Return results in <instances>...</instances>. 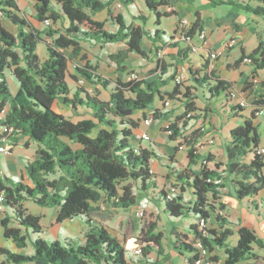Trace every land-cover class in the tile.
Instances as JSON below:
<instances>
[{"label": "trees", "instance_id": "1", "mask_svg": "<svg viewBox=\"0 0 264 264\" xmlns=\"http://www.w3.org/2000/svg\"><path fill=\"white\" fill-rule=\"evenodd\" d=\"M33 1L34 19L44 25L43 29L35 28L21 15L16 0H0L2 18L14 29L13 32L12 28L4 27L2 18L0 19V137L4 128H12L13 140L14 136L20 134L37 145V157L24 166V173L31 182L30 186L8 179L9 186H5L0 179V193L4 192V207L9 210L2 211L4 217L0 223L3 237L10 239L17 248H25L27 238L32 235L34 252L26 255L0 249V253L6 256L7 262L13 264H130L119 240L104 226L94 221L96 210L92 204L100 202L112 211L125 210L136 204L133 185L140 183L142 190L157 189L150 161L159 156L152 150L134 144V131L139 128L140 120L133 119V115L143 112L156 100L162 104L166 100L182 102L178 97L181 95L184 99V112L177 115L168 125L172 131L168 136L169 140L178 141L180 146L189 145L190 141L185 138L180 140L181 132L187 121L192 119L191 114L199 110L190 91L201 90L205 93L206 106L203 112L210 109L211 101H218L217 110L221 113L226 111L231 117H239L243 108L238 103L230 105L233 99L231 84L213 73H208L206 64L200 68H189L192 85L186 87L183 93L180 92L183 82L175 83L170 92H163L162 88L167 82L161 78L152 82L137 79L111 80L100 75L97 66L85 64L76 67V73L90 85L106 91L109 100L105 102L90 96L80 88L81 86L71 95L66 81L68 58L65 50H71L72 55L78 57L82 43H122L123 48L109 56L120 66L126 63L130 53L142 58L147 57V52L143 49V40L146 37H149L152 44H171L165 40V32L160 33L156 29L151 35L144 29L146 16L138 13V16L127 23L123 15H114L109 7L115 0ZM117 1L124 9L134 4V0ZM140 1L145 10L155 16L156 25H160L163 17H179L169 0ZM206 1L213 6L227 4L255 15H264V6L260 5L252 7L238 0ZM257 1L264 5V0ZM103 10H107L108 20L116 26L115 32H108L104 22L94 19V16ZM194 17L187 34L190 38L203 29L198 11ZM46 21L49 22L48 25ZM233 26L236 29L240 27L238 24ZM177 30L178 25L173 32L177 34ZM175 37L170 36V42ZM38 42L45 44L47 58L43 62H40L36 52ZM186 45L185 52L188 50L192 53L187 43ZM247 57L251 59L250 65L254 71L252 77H255L256 71L264 70L262 42L250 53L241 48L235 65L238 66ZM118 71L125 72V66H120ZM7 73L17 83L14 94L10 91ZM73 79L78 83L77 78ZM174 79L175 77L170 76L168 81ZM258 87V95L251 104L255 109L243 118L241 125L230 131V141L225 147L226 163H215L214 169L210 170L207 168L210 159L204 158L198 171L172 169L174 184L170 186L175 187L177 192L169 200L168 189L158 191L164 211L170 218L191 216L195 219V223L189 226V233L193 235L191 241L187 235L173 234L175 240L172 248L180 255H189L185 264H195L200 257L194 248L195 241L200 240L210 255L215 247L226 246L228 238L233 234V229L229 228L231 222L220 215L224 206L216 203L223 184L216 185L208 182V179L221 178L226 174L223 181H226V178L232 181L239 200L253 198L259 190H264V155L257 154L261 138L254 124L258 108H264V80L258 82ZM55 102L68 108L73 116H81L79 108L90 114L88 118L73 122L55 111ZM164 114L166 113L155 109L150 117L158 120ZM187 114H190V117L184 120ZM97 126L102 128L93 136V130ZM194 152L190 148L187 153L191 164H195L198 158ZM249 155L252 158L249 162H244ZM221 166H224L222 173L219 172ZM186 189L191 191L193 197V203L188 207L185 206L183 196ZM27 200L42 208L56 207V223L82 218L87 226L84 240H66L64 243L53 241L47 244L40 236L41 218L28 213L23 205ZM12 218L16 226H10ZM211 218L222 228L220 231L208 227ZM201 220L206 224V236H202L199 231ZM155 227L156 224L153 223L142 231V254L140 258H136L135 264H158L159 261H153L150 255L163 256L162 234H154ZM236 233L237 242L234 246L225 248L226 258L223 264H248L247 261L256 259L255 247H263V242L249 228L239 226ZM211 261L213 264H220L216 256L211 257Z\"/></svg>", "mask_w": 264, "mask_h": 264}, {"label": "crops", "instance_id": "2", "mask_svg": "<svg viewBox=\"0 0 264 264\" xmlns=\"http://www.w3.org/2000/svg\"><path fill=\"white\" fill-rule=\"evenodd\" d=\"M20 1H24L26 3H31L33 9H34V1L33 0H16L17 5L20 9L21 15H23L35 28L39 29V27H38L39 22H37L34 19L35 11H34L33 16H31V17L28 16L26 13H24L22 11V9L20 7L21 6ZM171 1L172 0H170V2ZM174 1L175 2H171L172 8L178 12L179 17L180 16H188L187 15V14H189L188 11H186V13L182 14L178 10L177 6L181 5V4L183 5V2H181L180 0H174ZM194 1L195 0H185L186 3L194 2ZM204 1L207 2L206 0H204ZM196 11L199 12V10H197V9H191L192 16H195ZM200 16L202 19L201 13H200ZM194 19H195V17H194ZM39 24H41V23H39ZM233 24H237V23H235L233 21H229L228 26H230V28H231V26H233ZM3 26L6 27L5 25H3ZM216 26H217L216 31H218V33H219L218 38H217L218 41L212 43L209 41L211 31L207 30L205 23L202 19V28H203L202 30H204L205 32L206 31L208 32V33L206 32L208 39H207L206 48H204L203 50H201L197 53H189L188 50L185 52V50L187 49V45L185 42L181 41V39H179L178 37H175L172 40L171 43H173V44H171L170 48H168V49H166L165 45H163L162 43L152 44L150 41L151 46L155 50V57L156 58H157L158 51L161 49L160 47H163L162 50L164 51V54H163L162 58H160V59L157 58V62H156L158 69L162 72H161V74H159L158 77L156 76L151 81L146 80V79H141V80H145L147 82H152V81L157 80L159 78H161L162 80H166L167 84L162 88V91L163 92H170L174 88L175 83L173 80L168 81V78L170 76H173L174 74L175 75L173 77H175L178 73H180L181 71H184L183 84L186 81L187 86H185L183 88V84L181 85L180 92L183 93L185 91L186 87L192 85V83L189 79V68H200L203 64H206V66H207L206 71L208 73H213L216 77H219L220 79H222L224 81L229 82L231 84V88H230L231 90L234 89L233 83L241 82L243 84V86H244L243 91L244 92H238L236 90H233L234 97H233L230 105L237 104V103L239 104V102H241V101H247L248 102L250 95L252 94L253 89H255V92L258 95V92H259L258 83H251V78H252V74L254 73V71H253V67L250 64H246V63L241 62L238 66H236L235 62H236V60H238L240 55L237 58H235V60L233 62H230L228 60L225 61V59L224 60L221 59V58L226 56L227 52H229L230 50H233L235 47L239 48L240 54H241V48H243L247 52L246 47H245L244 42H243V38L240 37V35L244 31V28H242L241 25L232 34V37L237 42L236 43L237 45H235L232 49L227 50L223 56L219 57L216 61H214L212 68L209 66V62L206 58L207 51L208 50L214 51L215 49L220 48L221 44L223 43L221 33H224L223 28H225V27H223V25H219L217 23H216ZM13 32H14V30H13ZM192 41L195 44L199 43V41L196 37V34L192 36ZM259 42H262V41L259 40ZM184 53H186V55H184ZM170 59H173V64L168 63V61ZM170 68L172 71H170ZM224 72H226L227 76L224 75ZM262 72H263V70H258V71H256V74L262 75ZM156 73H158V71H154L151 76H154ZM248 76L250 79L248 78ZM172 81H173L174 85L172 86L171 89H168V87L170 86L169 84ZM164 88H166V89H164ZM190 93L192 94L193 97H195V104L199 100V96L201 98L203 96L204 99L203 98L202 99L204 100V104H203V108L200 109L201 113H202L201 118L192 116V119L194 118V120L191 119V120L187 121L186 127L181 132L180 140L185 138L186 140L190 141V143H188L189 145H187V144L180 145V147L182 146V149L181 150L180 149L175 150V147L178 146V141L177 142H171L169 140L168 136L166 135L165 131H164L166 125L163 126L162 121L164 120L165 117H168L169 120H171L173 122L174 118L177 116V115H174L173 117H170L171 114L174 113V110H170L169 112H164L166 114H164V116H162L161 119H158V120L152 119V122L148 126H144L143 122H142L143 120H141L140 124H139V128L134 131V137H133L134 144L140 145L142 148L152 150L154 153H156L159 156V158L151 159L150 165H151V170L153 172V180L155 181L156 186H158V188L160 190L162 189V190L166 191L167 188L169 187V185L174 184L173 175L171 172L172 169H175V170L191 169L192 171H198L201 167V161H203L204 158L210 159V161L207 162V168L210 170L214 169L215 163L225 164L227 161L226 153H225V147L228 145V143L230 141V131L234 127L241 125L243 122V118L249 116L250 112L255 109V107L251 105L253 102V99H252L251 102H248V104H249L248 106L242 107L243 112L240 113L239 117H231L230 114H228V112L224 111V113H221L220 110H217V106H215L216 109L214 111V108L212 107L213 101H211V103L209 104L210 109L207 112H203L202 110L206 106V98L204 97L205 93H202L201 90H192V91H190ZM12 94H14V93H12ZM178 97L180 98L181 95ZM183 101H184V99H183ZM156 102H159V101L156 100ZM173 102L174 101L169 100V105L172 104ZM182 102H178V103H181L183 105ZM155 103H153L152 105H154ZM152 105H150L143 112H138L139 114L142 115L143 119L150 117L151 113L148 114L147 111H148V109H150V107ZM58 106H59V104L57 102H55L53 104L54 109H55V107H58ZM196 107H197V105H196ZM65 109H67L68 112H70V110L68 108H65ZM258 109L262 110L264 113V108H258ZM56 112L59 114H62L59 111H56ZM143 114L145 116H143ZM62 115L67 117L71 121H73L71 118V116H73L71 112L69 115L68 114H62ZM263 121H264V114L257 117V119L255 120V123H254L256 126V129ZM199 127L204 128V132H202V133L199 132L198 131ZM140 132H146L149 136V140L148 141L138 140L137 135ZM14 138H15V140H13V136H11L10 138H8V141L5 144L6 146H8L11 149V152L13 151L14 147H20L21 149L28 150L25 147L23 148L21 146V140L23 139V135L19 134V135L14 136ZM210 141H212V142H210ZM143 142H146V143L144 145H142ZM24 145L29 146L30 149L31 148L37 149V145L34 142H32L31 140H28V142L25 141ZM192 146H195L197 148L195 151V154H196V156H198V158L196 159L195 164H191V162L189 161V159L187 157L188 150ZM259 147L264 148L262 141L260 142ZM169 158H171L173 162L170 161ZM251 158H252V156H250V155L247 156L244 159V162H249V160ZM27 162H30V161L25 159L23 167L20 168L21 169L20 170V169H17L16 164H15V160L13 159L12 154H10L8 156H0V170L3 172V179H1V181L3 182V184L5 186H9L7 179L15 182L12 179V177L7 175L8 172H10L11 176H14L17 173V171H19V170L24 172V166L26 165ZM223 169H224V166H221L219 168V172L222 173ZM225 175L226 174H223L222 175L223 177H221L223 188L220 189L218 192L216 203L217 204L220 203L224 206V209L222 211H220V215L224 216L227 220H229L231 222L232 225L229 228L233 229V234L231 237L228 238L226 246L215 247L214 250L212 251V253H210V257H213V256L218 257V263L223 264V262L226 258L225 257V248L230 247V246H234L236 244V242H237V233H236L237 228L239 226H245V227L249 228L250 230L254 231L256 236L263 242L262 248H256L255 247L254 253L256 255V259H251V260L247 261V263L248 264H264V190H263V188L261 190H259L257 195L253 198L239 200L235 195V187H234L232 181H230V179H227V178H226V181H223V178L225 177ZM228 182H229V185H227ZM28 186H30V185H28ZM183 196L185 199L184 200L185 206L188 207V205H191L193 203V197H192L190 190L186 189ZM101 205H102V203H100V202L96 203V204H92L93 209L96 210L94 215H96V213H98V211H100ZM141 206L142 205H140V207ZM145 210H146L147 214L153 215L152 212L147 211V209H145ZM148 210H151V208ZM116 212H118V211H116ZM0 219H1V217H0ZM93 219L95 222L99 223L95 217H93ZM184 219L186 221L185 225L188 228L190 225L195 223V219L191 216L185 217ZM58 225L60 227L64 226L66 228V230L63 233L62 238H61L63 243L66 240H71L73 242H82L84 240V234L87 230V226H86V224L82 218H74V219H70V220H65L61 223L55 222L51 225L50 228L53 231L52 235H54L53 236L54 239L52 238V240L60 242L59 240H57L60 237L59 234H57V227L56 226H58ZM67 225H69V227ZM72 225H73V227H72ZM208 227L211 229H214L216 231H220L222 229L217 225L216 221L213 218H211V220L208 222ZM224 228H226V226H224ZM105 229H106V227H105ZM81 234H82V237L76 238L75 240L73 239L74 236H76V235L80 236ZM173 234H179L181 236L187 235L189 238L188 239L189 241H191L193 239L192 234L186 233L184 229H180V228H177L174 226L172 228V233H171V236H172L171 244H173V242L175 240V236ZM111 235L114 236L113 234H111ZM114 237H116V236H114ZM116 238L119 240L118 237H116ZM139 246L140 245L135 244L133 242L129 243V241H127V244L125 246L123 245L124 249L127 250V252L129 253V255L131 257H133L132 261H129L130 264H135L134 261L137 260L135 258H138V256H135L132 254V249L139 247ZM172 250H173L172 255H171L170 251H168V253H166V252L163 253V258L157 257L154 254L150 255V258L153 261L158 260L159 261L158 264H172L173 263L172 260L174 259V257H176L179 259L180 264H185V261L189 258V255H180L173 248H172ZM220 254H223L222 258L219 257ZM167 257H169L170 259L166 260ZM28 264H31V263H28Z\"/></svg>", "mask_w": 264, "mask_h": 264}, {"label": "rangeland", "instance_id": "3", "mask_svg": "<svg viewBox=\"0 0 264 264\" xmlns=\"http://www.w3.org/2000/svg\"><path fill=\"white\" fill-rule=\"evenodd\" d=\"M103 2H108L110 0H101ZM183 2V5H178V10L184 14L186 11L189 12L187 14L188 16H180L177 17L175 15H172L170 17H163L161 18L160 25L155 24V16L151 13L145 10V7L143 6L142 1L140 0H134V4L132 7H129L128 9H124L123 6H119V3L117 0L113 1L112 4L109 7V10L114 14L118 15L121 14L125 17V20L127 23L131 22L133 20V17L138 16V13L144 15L147 17V22L144 25V29L149 32V34L153 35L154 31L158 29L160 33L163 31L165 32V40L169 42V44H173L170 42L169 37L173 36L175 37L178 34L174 33L173 30L176 28V26L179 24L181 20H187L188 23L192 24L194 21V16H192L191 9H197L202 15V19L205 23V26L208 31H211V35L209 38V41L214 43L218 41V31H216L217 26L216 23L219 25H223V32L222 34V41L226 42L230 39H233L232 34L235 32L236 28L231 26H228L229 21H233L244 28L243 33L240 35L241 38H243L244 45L246 47V50L248 53H250L253 49H255L258 45L259 40L262 41V44L264 46V15H255L253 13H249L246 11H243L235 6L231 5H216L213 6L212 4L205 2L204 0H195L194 2L186 3L185 0H180ZM236 1V0H235ZM241 3L249 4L252 7L255 6H264L263 4H260L257 0H238ZM171 2H175L172 0ZM20 7L24 13H26L28 16H33L34 9L31 5V3H26L24 1H20ZM3 17V15H0V19ZM95 20L101 21L105 23V29L108 32H115L116 26L108 20V13L107 10H103L96 16H94ZM218 21H217V20ZM1 23L8 27L9 29L12 28L10 25L6 22L5 18L1 19ZM39 29H43L44 25H41L38 23ZM58 28V27H57ZM12 30H14L12 28ZM176 32V31H175ZM207 32V31H206ZM208 33V32H207ZM176 36V37H177ZM232 37V38H231ZM208 39V38H207ZM237 42L235 41V45ZM234 45V46H235ZM123 48L122 43H113V44H104V45H90L86 43H82V50L78 57H74L72 55L71 50H65V55L68 58V69H67V77L66 81L70 87L71 95L75 92L76 88L81 86L80 88H83L84 91H86L90 96H94L102 101H108L109 96L106 91H104L101 87H95L93 85H90L85 80L82 79L80 75L76 73V67L84 66L85 64L91 65V66H97V72L104 76L105 78H109L111 80L121 79L122 81H129L132 79H146L151 81L156 76L158 77L159 74H161L162 71L158 69V66L156 64L157 58L155 57V50L151 46L149 37L144 38L143 40V49L147 52V57L142 58L138 56L135 53H130L128 55V59L125 64L120 66H125L126 71L121 72L118 71L119 67L115 62H113L110 59V55L116 53L117 51L121 50ZM166 49L170 48V45L165 46ZM37 55L39 57L40 62H43L47 58V52L45 49V44L43 42L37 43ZM239 48L235 47L233 50H230L226 53V56L221 58L225 59V61L233 62L235 58H237L239 53ZM169 64H173V59H170L168 61ZM154 71H158L154 76H151ZM170 71L171 68H170ZM173 73V72H172ZM230 73V72H229ZM228 74V73H227ZM175 75V74H174ZM173 75V76H174ZM224 75H226V72H224ZM78 79V83L74 81L73 78ZM249 78V76H248ZM7 79L9 83V88L11 93H15L17 90V83L14 80V78L7 73ZM250 79V78H249ZM174 81V80H173ZM173 81L169 84L170 86L168 89H171L173 84ZM232 82V81H231ZM175 83V82H174ZM81 84V85H80ZM187 82L185 81L183 84V88L186 85ZM233 90H236L238 92H244L243 91V84L241 82L233 83ZM166 89V88H164ZM184 90V89H183ZM233 90H231L233 92ZM84 95L82 94V97ZM255 96V97H254ZM257 97V94L255 92V89H253L252 94L250 95L249 101L251 102L252 99L254 100ZM203 98V96H202ZM199 96V100L196 102L197 107L199 110L192 113L191 116H195L198 118H201L202 113L201 110L203 108L204 104V98L202 99ZM180 99L183 101V99L180 97ZM218 105V101H215L212 104V107L215 111V106ZM155 109H159L162 112H169L170 110H174V113L171 114L170 117H173L174 115H182L184 112V106L181 103L173 102L167 107H164V104L160 102H156L154 105L148 109L147 113H152ZM55 111H59L62 114H70L67 109H65L62 105H59L58 107H55ZM81 116H71L72 120L74 122H77L78 120L88 118L89 112H85L83 108H79ZM133 119H139L140 121L143 120V117L141 114L136 112L133 115ZM185 119H189L187 117H184ZM191 120V119H190ZM194 120V118L192 119ZM211 120V119H210ZM172 122L169 120L168 117H165L162 121L163 126H168L169 123ZM229 125V124H228ZM99 128H102V126H97L93 130L92 135H96ZM258 135L261 138V141L264 145V121L257 127ZM30 140L28 137L23 136V139L21 140V146L28 150L21 149L20 147H14L13 151L11 152L13 159L15 160V164L17 169H20L23 167L25 159L32 161L34 160L36 155V149L31 148L29 146L24 145L25 141L28 142ZM146 142H143L142 145H144ZM72 146L76 148V145ZM34 158V159H33ZM3 161V160H2ZM21 170V169H20ZM17 171V173L14 176H11L10 172H8V176L12 177V179L15 182H22L25 185H31V182L27 179L26 174L22 171ZM229 185V182L227 183ZM170 187V185H169ZM168 187V188H169ZM167 188V189H168ZM160 189L157 186V189L153 190H142L140 187V183H137L136 185H133V193L135 196L136 204L134 207H130L125 210H119L118 212L112 211L106 207V205H101L100 211L96 213L93 217L96 218V220L106 227V229L113 234L114 236L119 238V241L122 243V245H126L127 241L129 243H135L140 245V239L143 237L142 231L146 230V227L150 224H156L155 229L153 230L154 234L161 233L162 239H161V245L163 247L164 252L168 253L170 251L171 255L173 253L172 250V228L175 226L180 229H184L186 233H189V228L186 227L185 219L184 217H181L179 219L170 218L164 211V205L161 197L158 195V191ZM24 207L27 209L28 213L32 215L39 216L40 224L43 227L42 228V234L40 235L41 238L47 243L50 244L53 240V231L51 230V225L55 223L56 215H57V208H42L36 204H34L31 200H27L23 202ZM141 206V208L144 210V217H137L135 215V211L137 210L138 206ZM5 206V205H4ZM151 210H148L150 209ZM134 209V210H133ZM149 212H152L153 215L147 214L146 210ZM9 211L6 207H4V212ZM4 212L0 213V217H4ZM115 212V213H114ZM1 220V219H0ZM10 226H16V223L14 222L13 218L11 219ZM69 227V225H67ZM57 227V234H59V240L61 243L62 241V235L65 232L66 228L64 226L60 227L59 225ZM73 227V225H72ZM56 230V229H55ZM77 236V235H76ZM74 236L73 239L82 237V234L80 236ZM54 239V238H53ZM33 236L30 235L29 238L26 240V246L25 248H17L13 242L10 239H5L3 237V228L0 223V249H6L12 253L17 254H26L31 255L33 254ZM125 256L128 261H132L131 256L125 250ZM139 258L141 257L138 256ZM220 258L223 257V254H220ZM160 258H163V256H160ZM136 259V258H135ZM170 258L167 257L166 260H169ZM172 264H180V261L178 258L174 257L172 260ZM13 264L11 262H7L6 256L2 253H0V264ZM21 264H28V263H21Z\"/></svg>", "mask_w": 264, "mask_h": 264}, {"label": "built area", "instance_id": "4", "mask_svg": "<svg viewBox=\"0 0 264 264\" xmlns=\"http://www.w3.org/2000/svg\"><path fill=\"white\" fill-rule=\"evenodd\" d=\"M0 15H2L1 11H0ZM45 23H46V25L49 24L48 21H46ZM190 28H191V24L188 23L187 20H181L178 24V30H177L178 36L177 37L188 44L189 49L192 53H197V52L203 50L204 48H206L207 33L204 30L197 31L196 37H197L199 43L195 44V43H193L192 38H190L187 35ZM234 45H235V40L230 39L226 42H223L221 44L220 48L215 49L214 51L208 50L206 53V58L208 59L209 66L212 68L213 62L216 61L219 57L223 56L227 50L232 49L234 47ZM163 54H164V51L159 50L157 53V56H159V58H162ZM242 62L246 63V64H250L251 59L247 57V58H244ZM262 80H264V70L262 72V75H257L255 77L251 78L252 83H258ZM174 81L176 84L182 83L184 81V71H181L180 73H178L175 76ZM233 97H234V93H233ZM239 105L241 107H246L249 104L247 101H241V102H239ZM164 106L165 107L169 106V100H166L164 102ZM263 114L264 113L262 110H258L256 112L257 117H259ZM186 117L187 118L190 117V114H187ZM142 122H143L144 126H148L152 122V118L151 117L144 118ZM165 130H166L165 133L167 136H170L172 134V131L168 126L165 127ZM198 131L202 133V132H204V128L199 127ZM12 134H13L12 128H4L3 129V133L1 134V137H0V156H8L11 154V149L8 146H6L5 144L8 141L9 136H11ZM137 139L141 140V141H148L149 136L146 132H140L137 135ZM210 142H212V141H210ZM190 148H192L194 151H196V149H197L195 146H192ZM178 149L181 150L182 146L181 147L179 146ZM257 154L264 155V148L259 147L257 149ZM0 179H3V172L1 170H0ZM208 182H212L213 184L219 185V184H222V179L221 178H214L213 180L208 179ZM175 192H177V189L173 186H170L168 188V191H167V199L171 200L172 197L174 196ZM2 211H4V192L3 191L0 193V212H2ZM135 215L137 217H141V218L144 217V210L140 206L137 207V210L135 211ZM199 231L202 233V236L207 235L206 224L203 220H201L199 223ZM194 248L197 249V251L199 252V256H200L199 259L195 262V264H213V262L211 261V257L209 255V253L207 252V249L203 246V244L200 240L195 241ZM132 254L135 256H140L142 254L141 247L139 246V247L132 249Z\"/></svg>", "mask_w": 264, "mask_h": 264}]
</instances>
